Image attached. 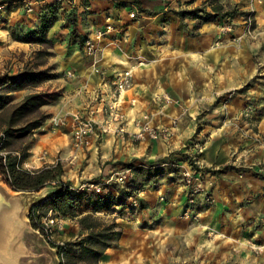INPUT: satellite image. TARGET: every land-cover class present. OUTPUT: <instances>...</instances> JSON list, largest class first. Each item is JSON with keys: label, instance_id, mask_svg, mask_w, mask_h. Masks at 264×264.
<instances>
[{"label": "crops", "instance_id": "1", "mask_svg": "<svg viewBox=\"0 0 264 264\" xmlns=\"http://www.w3.org/2000/svg\"><path fill=\"white\" fill-rule=\"evenodd\" d=\"M166 1L136 0L140 6V18L129 16L128 11L133 9L131 2L117 6L112 0H90L84 6L90 12L83 19L84 26H79V32L90 34L106 22H111L114 28L100 39L99 49L94 55L84 54L73 39L67 48L63 44L56 52V60L51 63L55 76L42 81L49 87L48 91H55L56 97L41 107L48 115L29 136L28 154L19 167L31 172L59 164L62 167L60 179L77 186L86 179L107 180L108 173L120 163L127 162L136 168L143 166L144 160L166 157L173 143H180L199 130V134L205 132L207 136L202 151L204 166L200 173L212 202L199 208L202 227L195 232L197 237L200 235L198 239H204L205 229L209 228L220 237L211 239L207 243L209 247L202 241L203 247L197 251L198 256L170 264H221L229 260L233 246L242 247V244L235 242L238 237L235 238L233 232H239L234 224L246 211L244 202L248 203L251 212L246 215L251 217V224L243 231L264 234V83L243 87L249 79L259 74L260 63L264 68V56L260 60L255 55L259 53L257 44L264 42V0L219 1L223 6L225 2H240L242 8L254 10L257 24L253 32L258 30L256 37L244 32L242 22L221 34L217 23L209 21L202 24L196 34H191L186 19L180 20L167 11L164 5ZM171 1L178 3V0ZM201 1L181 0L180 5L194 7ZM7 2L0 0V9L11 12ZM2 39L7 41V36L4 34L0 41ZM128 67L132 69L131 85L123 93L127 121L131 122L132 118L142 113L150 114L156 124H169L172 118H176L178 124L174 135L169 139L123 141L111 133H103L93 138L91 147H72V114L76 110L87 113L90 104L96 109L95 118L100 119V103L94 99V90L106 93L117 74ZM66 70H72L74 75L66 76ZM15 71L17 69L12 72ZM29 91L19 89L11 92L17 102ZM230 91L236 93L229 96L224 104L226 112L221 113L222 104L217 102V106L214 105L215 100ZM164 95L172 100H166ZM249 97L257 99V103L263 106V113L254 116L251 112L243 120L242 110ZM206 105L214 107L213 113L210 121L198 129L196 117ZM240 118L242 123L238 131L233 122H238ZM175 183L167 184L166 198L161 200H157V194L138 197L146 205L138 215L133 216L140 221L138 224L123 222L120 216L123 204L114 205L110 213L96 211V214L104 213V217L111 214L120 231L116 244L104 250L98 264H166L164 258H160L161 254H156L158 248L151 236L157 237L158 244H165L172 235H183L188 230L185 228L187 221L178 218L185 202L184 193L181 191L178 196L168 197L170 190L167 188L174 192L176 186L172 184ZM56 187L59 186L53 185L52 181L29 192L37 196L33 201L41 200ZM104 190L101 193H117L110 185ZM148 202L151 206H148ZM51 212L61 219L62 225L56 228L50 242L57 244L58 241L71 240L84 233L76 217L59 215L53 209ZM252 214L257 216L258 225H254ZM239 242L244 241L239 239ZM52 247L57 262L56 248ZM170 255L168 253L167 258L171 260L173 257ZM250 264H264V254H250Z\"/></svg>", "mask_w": 264, "mask_h": 264}, {"label": "rangeland", "instance_id": "2", "mask_svg": "<svg viewBox=\"0 0 264 264\" xmlns=\"http://www.w3.org/2000/svg\"><path fill=\"white\" fill-rule=\"evenodd\" d=\"M7 1V5H10L12 11H5L6 9L4 8L0 9V37H3L4 34L7 36V41H5L4 39L0 41V71H3L4 73L12 72L16 69L20 70L25 63L36 61H43V64H40L39 67L45 65L52 66L51 63L56 60V52L63 47V44L65 47L68 46L71 39L76 41L78 48L84 54H86L85 44L87 39L92 36L94 30L90 34L88 32H79V26H84L85 20L83 19H86V15L90 12L88 9L84 8L86 4L90 3V0ZM112 1L115 2L117 6L123 4L127 5L128 2H131L133 4L131 6L133 9L129 10L128 13L130 11H134V17L140 18L142 16L140 13V6L138 5V3H136V0H125L124 2H121L120 0ZM180 1L181 0H178V3L176 4L175 1L174 3H171V0H167L164 5L167 7V11L172 12L175 16H177L174 13V10L176 9L192 8L180 5ZM214 1L215 0H202L196 6L203 7L204 9H206V11L211 12L210 3H214ZM216 1L219 2L221 0ZM223 4L224 10L227 11L226 16H217L215 19L211 20L217 23V26L220 29V33L222 34L224 31H226L223 30V26L227 24L234 26L242 22L244 32L247 33V35L252 34L256 37V33L258 34V30L255 29V32H253L257 24L255 19V11L251 9L242 8L240 2H225ZM50 9H54V14L52 16L53 22L47 30V35L51 41L50 46L46 45L45 43H31L29 45H26L21 44L17 40L11 39V31L20 34L30 30L38 29L44 14H49ZM240 11H247L248 14L245 16V18L244 15L239 13ZM202 14L204 15L205 13ZM10 17H12L11 20H9ZM247 17L250 18V32H248L246 29L247 23L245 22V19ZM184 19H186V24L188 25V27L186 24L184 26L187 27L191 34H196L198 32V28L205 23L199 22V18L186 17ZM197 24L198 26H196ZM256 47L257 50H259V53H256L255 55H258L260 59L262 56H264V42L258 43ZM38 49H47L48 51H50V54L38 56L36 54ZM262 61L264 62V60ZM258 67L260 68H258L259 74L254 75V77L247 81V83H249L247 87L262 85L264 83V72H262L264 71V68H262L261 63ZM44 83L45 82L41 81L31 88L25 89L47 90V88L49 87H46ZM234 93L236 92H226L216 98V103H214V105L216 104L217 106V102L222 104L219 110L221 113L226 112V105L224 104L226 100H228L229 96ZM9 97L10 102L7 107L15 103L13 92L9 94ZM213 108L214 107L212 105H206L201 108L202 111L200 110L196 117L198 129H201L205 124L208 123V121H210L211 115L213 113ZM244 108L242 110L243 120L244 117H248L251 112L253 113V115H259L263 113V106H260V104L257 103V99H254L253 97H249L247 99ZM242 119L240 118L238 122H233V126H236L238 131H240L239 125L242 123ZM197 133L199 136L197 135ZM199 133L200 130L199 132H194L192 135H190L188 138H186L180 143H173L166 157L156 156L150 161L144 160V165L138 166L136 168L131 167V165L127 162L120 163L116 166L115 170L108 173L107 180L99 179L100 181H102L101 189L103 191H105L104 189L108 185L112 186L115 189H117L118 187H125L132 191V194L126 198L120 208V216L123 219V222H129L128 224H132L130 222L138 224L140 221L135 220L133 216L138 215V213L141 212L143 208H146V205H144L138 200V197L140 195L157 194L159 196L157 200H161L163 197H165L167 184L170 182H176L175 184H172V186H176L174 192L171 191V188H167L170 190L168 197L170 195L178 196L181 191L182 193H184L185 202L183 204V207L180 209V213H178V218L185 219L187 221V225L185 224V228L188 230L183 235H172L171 238H168V241L165 244H158L156 242L157 237H154L155 235H150L155 240V247L158 248L156 254H161L159 256L160 258H164V262L166 264H170L171 262L177 260L180 261L183 258H193V256H198L196 255L197 251L200 247H203L201 244L202 241H204V244L206 243V247H209V244L207 243L211 239L220 237L219 234L209 228L205 229L206 233L205 235H203L204 239H198L200 235L197 237V233L195 232L198 227H202L200 222L201 214L199 208L202 209L204 205L212 202L210 194L207 192L203 185L202 174L200 173L201 167L204 166V162L202 159V151L207 134L205 132H203V134ZM21 141L23 143H28L29 136L22 138ZM231 166L233 167V165ZM125 167L130 168V175L122 182L115 181V172ZM186 170H190L194 178V180L190 183H187L184 180L183 172ZM180 187H182L181 190ZM83 193H85V195H83L80 199V203L82 205H84L88 201V197L94 198L96 195V193L93 192ZM26 195H28L31 202L33 201V199H37V196H34V194L32 193L28 192L26 193ZM148 206H151L149 202ZM244 206L246 207V211L242 213V217H240L238 221L234 224V226L237 227L239 232H233V236H235V238L238 237V240H236L235 238L233 240H236V243L242 244V247L233 246L231 248L232 255L229 256V260H226L221 264H250V254L255 256H260L264 254V234L253 233L251 230L249 232L243 231L245 229L250 228L251 224V217L246 216L247 214H251V212H249L250 210L248 209V203L244 202ZM97 215L106 216L104 213ZM107 217H111V214H109ZM256 218L257 216L255 215L252 217L254 225H258L256 222ZM143 221H145L146 223H150L148 220ZM126 222L125 224H127ZM146 236H149V234H146ZM239 239H242L244 242H239ZM48 244L51 248V251L55 255L56 262L55 250L49 241ZM168 253L171 254V257H173L171 260L170 258H167ZM182 262L184 261L182 260Z\"/></svg>", "mask_w": 264, "mask_h": 264}, {"label": "trees", "instance_id": "3", "mask_svg": "<svg viewBox=\"0 0 264 264\" xmlns=\"http://www.w3.org/2000/svg\"><path fill=\"white\" fill-rule=\"evenodd\" d=\"M210 9L211 12L203 7L195 6L176 9L174 13L180 20L190 17L199 18V22L211 21L217 16H226L227 11L224 10V6L216 0L210 3ZM49 11V14H44L38 29L20 34L11 31L12 39L21 42L45 43L50 46L51 41L47 30L53 22L54 9ZM239 13L244 15V18L248 14L247 11ZM36 54L44 56L50 54V51L38 49ZM40 64H43V61L28 62L20 70L4 72L0 75V150H6L4 156L0 154V177L13 191L38 190L52 181L53 185H58L59 187L49 191L46 197L31 202L27 212L31 225L36 229L39 217L44 215L48 208H52L59 215L76 217L79 227L84 231L82 235L64 241L61 245L50 242L56 248L57 262L58 264H98V259L104 250L116 244L120 231L114 217L100 216L96 214V211L112 212L113 206L123 204L132 191L125 187H118L116 194L99 192L94 198L88 197V201L82 205L80 199L85 195L83 193L85 191L81 192L82 190L69 187L70 183L60 179L61 165L46 166L31 172L19 167L28 154L29 145V142L23 143L21 140L30 136L33 129L44 122L48 114L41 107L55 98L56 93L46 89L30 90L17 102L7 107L10 102L8 92L31 88L55 76L52 66L39 67ZM248 84L246 83L244 88ZM14 150L18 151V155L12 153ZM88 208L90 211L83 212Z\"/></svg>", "mask_w": 264, "mask_h": 264}, {"label": "built area", "instance_id": "4", "mask_svg": "<svg viewBox=\"0 0 264 264\" xmlns=\"http://www.w3.org/2000/svg\"><path fill=\"white\" fill-rule=\"evenodd\" d=\"M134 11L129 12L130 17H134ZM247 23L246 29L250 32V18L245 19ZM114 26L111 22H106L102 27L95 29L92 36L87 39L85 44L86 54L94 55L98 51V42L105 33L113 30ZM231 25L223 26V30H230ZM3 71H0V75ZM66 76H73L72 70L65 71ZM132 69L130 67L122 69L112 82L111 88L105 93L99 89L94 90V99L100 103L98 111L102 114L100 119L95 118L96 109L88 105L87 113L83 114L81 110H76L71 117V145L74 148H88L93 145V138L99 137L103 133H111L120 140L144 141L154 139H168L174 134L177 126V119L172 118L169 124H156L152 121L150 114L142 113L140 116L132 118L131 122L126 119L124 109L123 93L131 84ZM165 99L172 100L168 95H164ZM134 98L131 99L133 102ZM129 125L131 126L129 128ZM264 148V145H263ZM6 150H0V154L4 156ZM18 155V151H12ZM3 160H5L3 158ZM184 180L190 183L194 180L190 170L183 172ZM8 177V173H6ZM130 175V168L125 167L115 172L114 180L122 182ZM1 178V177H0ZM5 178V177H3ZM3 181V179L1 178ZM4 182V181H3ZM5 183V182H4ZM6 184V183H5ZM102 181L82 180L77 186L70 185L69 187L85 192L99 193ZM50 209L44 215H41L38 220L39 230L47 241H52L53 233L56 228L61 227V219L54 215ZM38 213V212H37ZM64 241H58L57 244H63Z\"/></svg>", "mask_w": 264, "mask_h": 264}, {"label": "water", "instance_id": "5", "mask_svg": "<svg viewBox=\"0 0 264 264\" xmlns=\"http://www.w3.org/2000/svg\"><path fill=\"white\" fill-rule=\"evenodd\" d=\"M28 192L13 191L0 178V264H57L48 241L27 217Z\"/></svg>", "mask_w": 264, "mask_h": 264}]
</instances>
